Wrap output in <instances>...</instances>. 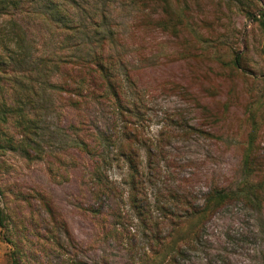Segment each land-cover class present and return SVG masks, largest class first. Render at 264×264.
I'll return each instance as SVG.
<instances>
[{
	"label": "rangeland",
	"instance_id": "374dc122",
	"mask_svg": "<svg viewBox=\"0 0 264 264\" xmlns=\"http://www.w3.org/2000/svg\"><path fill=\"white\" fill-rule=\"evenodd\" d=\"M8 1L0 8V86L34 121L38 154L0 150V212L8 217L0 264L11 262L12 243L21 264L144 259L147 236L129 209L126 169L114 147L90 157L74 142L117 138L123 119L109 101L74 111L60 88L70 84L62 61L101 51L121 75L126 106L138 112L153 218L162 221L158 206L172 203L171 194L199 205L213 185L236 191L249 180L258 189L259 202L239 199L218 212L175 264H264V0ZM160 19L167 30L153 27ZM80 123L83 132L75 130ZM15 132L12 123L7 133L18 141ZM250 137L256 168L248 174ZM97 168L111 189L100 198ZM40 200L50 202L61 228L52 230Z\"/></svg>",
	"mask_w": 264,
	"mask_h": 264
},
{
	"label": "trees",
	"instance_id": "16d2710c",
	"mask_svg": "<svg viewBox=\"0 0 264 264\" xmlns=\"http://www.w3.org/2000/svg\"><path fill=\"white\" fill-rule=\"evenodd\" d=\"M8 0L0 1V8L6 9ZM258 22L264 31V9L259 13ZM153 27L167 30V23L158 20ZM150 25H152L150 23ZM111 57L101 51L89 58L79 60L62 61L61 70L65 74L70 84L60 87L66 93H69L70 106L74 111H81L88 102L109 101L113 103L118 115L123 120L119 126V135L115 137H106L102 135L92 136L91 141L85 139H74L75 147L79 153L95 156L98 150L103 146H113L115 149V160L121 162L126 169L124 185L127 186V201L133 218L138 222L140 229L147 236V247L144 259L132 262V264H175L177 258L187 248H192L200 239L205 226L221 210L231 205L234 201L245 199L251 203L259 202L258 189L256 186L246 180L244 185L237 188L236 191H227L218 186H211L203 197L201 204L187 202L184 197L171 194L172 203H162L159 212L162 221H157L152 216L151 210L147 206L146 194L144 192V175L141 169L140 149L143 148V136L138 122V112L126 106V98L123 92V81L119 72H116L112 66ZM4 64L0 61V77L5 73ZM232 65L240 66V59L236 57ZM126 74V81L130 82V77ZM2 78H0L1 80ZM21 101H15L16 107L11 106L3 97L2 87L0 86V150H18L27 159H32V154H38V150L30 136L33 133L34 121L26 118L25 107L20 105ZM16 118V120H14ZM14 124L17 136H23L16 141L14 135L7 133L8 126ZM84 123H80L77 131L85 130ZM249 143L243 154V166L245 171L251 172L256 168L255 147H253V138H249ZM100 158V156H99ZM100 160H105L100 158ZM95 180L99 184V198L107 194L111 189L108 185L100 183V175L96 169ZM3 195V194H2ZM46 211V215L51 221L52 230L61 228V223L53 222L55 217L54 210L50 202L40 200ZM180 206V207H178ZM182 211V212H181ZM7 215L0 212V228L5 227ZM46 233H49L47 231ZM58 247H60L57 244ZM13 253L9 264H21L22 252L17 244L12 243Z\"/></svg>",
	"mask_w": 264,
	"mask_h": 264
}]
</instances>
